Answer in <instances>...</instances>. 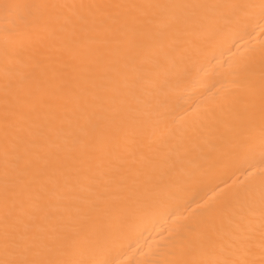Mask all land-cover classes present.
<instances>
[{
	"label": "snow or ice",
	"instance_id": "6c2138e0",
	"mask_svg": "<svg viewBox=\"0 0 264 264\" xmlns=\"http://www.w3.org/2000/svg\"><path fill=\"white\" fill-rule=\"evenodd\" d=\"M190 0H0V264H86L62 257L119 218L110 199L133 174L132 145L175 111L164 40L198 21ZM264 13V0L260 5ZM46 39L45 48L37 47ZM230 150L264 159V61L233 98ZM155 115L156 119H153ZM200 113L174 119L184 129ZM151 128V131L149 129ZM259 143H256V136ZM159 138V137H158ZM143 160L157 163L155 155ZM251 175V174H250ZM258 205L225 215L233 191L170 239L164 264H264V177ZM92 264H104L94 261Z\"/></svg>",
	"mask_w": 264,
	"mask_h": 264
},
{
	"label": "bare ground",
	"instance_id": "6f19581e",
	"mask_svg": "<svg viewBox=\"0 0 264 264\" xmlns=\"http://www.w3.org/2000/svg\"><path fill=\"white\" fill-rule=\"evenodd\" d=\"M190 2L215 7L202 9L198 21L163 42L162 63L173 74L172 85L178 77V87L161 77L163 87L149 89V94L168 93L175 111L164 117L155 135L132 145L133 174L125 187L110 193L120 210L112 229L82 239L65 260L164 264L173 258L170 239L177 229L207 216V206L219 204L233 191L239 195L225 207L226 216L245 211L248 201L259 203L264 159L258 147L254 153L230 150L227 129L241 108L231 101L242 95L249 76L259 80L264 61L262 0ZM5 23L0 19V27ZM46 46V39L37 40V47ZM195 112L199 117L186 128L167 132L176 117ZM146 154L158 162L142 161Z\"/></svg>",
	"mask_w": 264,
	"mask_h": 264
}]
</instances>
